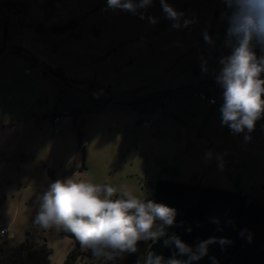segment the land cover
<instances>
[{"label":"rangeland","instance_id":"obj_1","mask_svg":"<svg viewBox=\"0 0 264 264\" xmlns=\"http://www.w3.org/2000/svg\"><path fill=\"white\" fill-rule=\"evenodd\" d=\"M49 1L0 2V51L24 46L28 53L0 61V232L7 230L0 243L22 242L38 226V197L75 175L148 198L162 180L241 191L264 205V117L251 133L233 134L221 123L215 77L230 52L222 0H167L196 21L180 29L160 0L139 10L143 19L107 9V0ZM202 80L215 83L214 108L182 91ZM39 236L51 264H63L75 247L61 228Z\"/></svg>","mask_w":264,"mask_h":264},{"label":"clouds","instance_id":"obj_2","mask_svg":"<svg viewBox=\"0 0 264 264\" xmlns=\"http://www.w3.org/2000/svg\"><path fill=\"white\" fill-rule=\"evenodd\" d=\"M222 2L227 8L221 15L226 22L224 45L230 52L219 59L220 70L215 77L223 89V103L219 109L221 123L233 134L245 130L251 133L256 122L264 117V0ZM152 4L153 0H107V9L137 15L139 10L147 11ZM160 5L165 17L173 21V29L186 28L196 22L184 19V13L176 11L167 0H160ZM139 14L143 19V12ZM149 19L152 23L157 22L155 17ZM202 35L208 45H214L207 30ZM250 139L246 134L245 140ZM38 201L35 224L45 230L65 228L81 247L109 260L136 253L141 241L155 244L163 240L164 247L174 249L172 255L165 258L148 251L144 264H194L208 255L211 245L218 244L224 250L232 243L228 238L212 236L190 246L175 232L169 234L168 229L176 226L175 208L131 190L117 193V189L109 184L77 179L76 175L51 183ZM211 222L220 224L219 218H212ZM228 223L233 222L229 220ZM217 230L223 229L218 227ZM246 232V229L242 230L241 237ZM251 240L249 234L248 242ZM210 259L213 264H218L215 257Z\"/></svg>","mask_w":264,"mask_h":264},{"label":"trees","instance_id":"obj_3","mask_svg":"<svg viewBox=\"0 0 264 264\" xmlns=\"http://www.w3.org/2000/svg\"><path fill=\"white\" fill-rule=\"evenodd\" d=\"M17 53L23 54L20 50ZM30 58L35 61L33 57ZM50 71L53 69L50 68ZM55 116L57 115L53 114L52 118ZM82 139L83 134L79 133L80 146ZM149 199L177 210L176 226L168 231L169 234L175 232L188 245L195 246L197 242L212 236L225 237L232 241L224 250L218 244L211 245L208 255L194 264H213L210 257H215L218 264H264V205L250 200L247 195H242L241 191L158 180L154 185L153 196ZM212 218H219L220 224L212 223ZM229 220L233 223L229 224ZM218 227L223 230L218 231ZM189 228L192 229L190 232ZM245 229L247 232L241 237L240 233ZM42 232L44 229L37 226L29 231L20 243H15L12 239L1 242L0 264H51L52 251L48 248L46 240L40 238ZM249 234L252 236L251 242H248ZM61 235L75 240V247L63 264H77L84 256L97 257L90 249L81 247L69 230L61 227ZM148 251L168 258L174 249L164 247L163 240L155 244L151 241H141L136 253L111 260L98 257L100 260L97 264H144Z\"/></svg>","mask_w":264,"mask_h":264},{"label":"built area","instance_id":"obj_4","mask_svg":"<svg viewBox=\"0 0 264 264\" xmlns=\"http://www.w3.org/2000/svg\"><path fill=\"white\" fill-rule=\"evenodd\" d=\"M182 91L187 92L188 94H191L195 99L205 102L210 107L215 106L217 103V99L215 96V83L202 80L198 84L187 87L186 89H183ZM52 123L54 126H57L59 124V119L57 116L52 118ZM141 124L144 127H148L150 125V122L148 121L147 116H146V119H144V121L141 122ZM241 194L246 195L244 192H241ZM6 232L7 230L3 229L1 230L0 234L3 235V234H6Z\"/></svg>","mask_w":264,"mask_h":264},{"label":"crops","instance_id":"obj_5","mask_svg":"<svg viewBox=\"0 0 264 264\" xmlns=\"http://www.w3.org/2000/svg\"><path fill=\"white\" fill-rule=\"evenodd\" d=\"M18 50H20L23 54H18L17 53V51ZM19 56V57H23V58H27V56H28V53H27V51L26 50H24V46L23 47H19V46H13V47H11V48H9V49H7L6 47L2 50V51H0V61L2 60V61H4L6 58V56ZM31 57V56H30ZM34 58V57H33ZM28 59V58H27ZM35 59V58H34ZM32 61V60H31ZM1 64H0V87H1V82H2V75H3V71H4V69H3V64L4 63H2V62H0ZM218 103V102H217ZM217 103H216V105H217ZM211 108H214V106L213 107H211Z\"/></svg>","mask_w":264,"mask_h":264},{"label":"water","instance_id":"obj_6","mask_svg":"<svg viewBox=\"0 0 264 264\" xmlns=\"http://www.w3.org/2000/svg\"><path fill=\"white\" fill-rule=\"evenodd\" d=\"M6 2V1H11V0H0V2ZM169 93V92H168ZM163 106V105H162ZM143 119H146V116H144V118Z\"/></svg>","mask_w":264,"mask_h":264}]
</instances>
